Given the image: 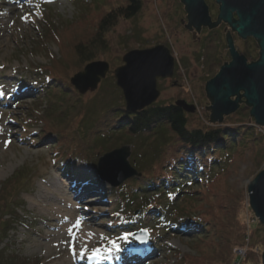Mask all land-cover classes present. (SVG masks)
I'll return each mask as SVG.
<instances>
[{
    "label": "rangeland",
    "instance_id": "obj_1",
    "mask_svg": "<svg viewBox=\"0 0 264 264\" xmlns=\"http://www.w3.org/2000/svg\"><path fill=\"white\" fill-rule=\"evenodd\" d=\"M177 1L143 0L139 14L122 22L112 34L124 40L128 36L130 49L126 50L127 40L115 42L104 58L98 59L108 62L111 70L96 91L81 94L83 101L80 102L72 93L46 89L41 71L55 62L54 59H63L64 46L77 32L82 35L92 31L105 9H100L95 0H0V212L6 204V210L15 211L19 216L15 228L4 237L1 248L7 247L8 252L18 254L30 264H206L213 259L207 255L208 250L198 245V239L180 231L178 224L167 223L163 226L166 228L156 224L159 216L156 193L147 200L135 201L127 210L112 190L134 177L113 188L100 179L97 168L102 156L124 146L130 147L129 162L136 170L152 168L163 159L154 156L160 148L155 147L154 139L145 141L127 135L122 140L121 134L117 135L119 131L111 129L113 117L107 108L121 98L125 105L114 71L123 65V56L128 51L157 45L170 49L180 67L176 69V79H158L160 97L156 103L191 102L198 110L191 117L193 126L197 127L202 126L205 114L211 116L210 108H205L212 105L205 87L208 77L216 76L220 64L229 60L226 43L224 40L220 45L225 58L218 65L206 61L202 52L204 42L197 40H204L205 34L201 32L194 40L192 33L185 30L184 11ZM114 3L105 6L107 10L115 6ZM213 4L211 9L215 16L219 6L214 1ZM49 30L55 32L57 38L50 36L46 40ZM235 43L249 64L259 59L260 47L253 38L236 39ZM186 88L197 101L189 102ZM243 106L244 103L240 105ZM258 127L264 134V127ZM59 136L73 144L56 143ZM79 144L85 148L79 149ZM257 146L261 147L260 151L241 172V192L249 182L251 171L264 161V144L259 142ZM64 160L71 161L69 168ZM261 166L262 172L264 163ZM21 171L24 172L15 180L10 196L4 197L5 187ZM148 171L144 172L145 176L140 172L135 177L142 182L144 177L156 179L162 175L161 171ZM45 194L49 201L42 199ZM54 194L65 198L64 205L55 204ZM139 202L148 206L145 208ZM57 207L71 214L58 212ZM191 214L187 219L177 217L175 221L193 229L198 222L194 216L198 214ZM244 216L245 223L255 217L248 187ZM77 225L95 231V243L83 240ZM253 227L261 231L257 239L260 245L255 248V262L246 264H262L264 229L257 220ZM143 230L147 240L141 244L132 237ZM130 239L133 245L122 247L130 243ZM237 247L233 250L234 257ZM102 253L112 258L106 261L104 257L101 263ZM223 262L217 264H226Z\"/></svg>",
    "mask_w": 264,
    "mask_h": 264
},
{
    "label": "trees",
    "instance_id": "obj_2",
    "mask_svg": "<svg viewBox=\"0 0 264 264\" xmlns=\"http://www.w3.org/2000/svg\"><path fill=\"white\" fill-rule=\"evenodd\" d=\"M95 1L100 9H105L96 27L86 34L79 35L77 32L66 43L67 46H64L63 59L56 60L53 57L52 60L55 62H51L49 67L41 71L46 89L54 88L58 92L60 90L72 93L80 102L83 101V97L72 86L71 77L84 69L86 64L104 58L115 42L121 43L124 39L112 34L116 33L122 22L134 19L143 8V0ZM112 2H115V6L107 10L105 6L111 5ZM119 35L123 36L121 32ZM50 36L57 38L52 30L45 34L46 40ZM126 40V50H129L130 38L126 36L123 42ZM214 77L215 74H212L208 78L210 80ZM188 96L189 102L197 101L191 92ZM121 100L107 108V112L112 113L113 117L111 129L119 131L117 135L121 134L120 139L127 135L143 138L145 141L154 139L155 147L160 146L157 154L154 152V156L163 159L159 164H153L152 168L137 169V172L140 174L147 170L148 173L161 171L162 175H158L159 178L156 179L144 177L142 182L138 177H134L129 183L112 191L119 196L127 210L133 207L135 201L142 198L143 201L147 200L151 197L149 195L156 193L155 199L159 210L156 224H162V227L167 223H173L172 226L178 224L180 231H186L187 234H192L193 238H197L198 245L208 250L207 255L213 258L206 264L223 261L226 264H234L236 260V256H233L234 248L246 243L247 225L244 210L247 187L261 172V165L264 163V161L259 163L258 167L251 171L249 182L241 192V172L250 158L260 151L258 143L264 144V134L260 133L258 125L252 118L251 108L243 102L245 106L240 107L236 113L226 116L221 124L210 122L212 116L208 117L205 114L202 126L197 127L193 126L191 117L198 110L192 114L175 103H154L140 112L133 113L126 110ZM56 143L72 145L73 141L71 143L67 140L66 143V139L59 136ZM115 144L119 145L117 142ZM81 148L85 147L79 144V149ZM64 161L66 168H69L71 161ZM22 172L24 171L10 182L7 186L9 189L5 187L4 197L10 196L15 187V180L22 176ZM139 204L145 208L148 206L146 203ZM6 206L5 204L3 211L0 212V264H30L18 254L8 252L7 247L1 248L4 237L15 228L14 225L19 219L18 213L6 210ZM191 213L198 214L194 216L198 222L194 223L193 229L175 221L177 217L187 219L193 215ZM7 215L9 218L6 219ZM262 228L264 229V226ZM259 231L258 228H254L248 242L251 249L247 263H254L256 260L255 248L260 245L257 242Z\"/></svg>",
    "mask_w": 264,
    "mask_h": 264
},
{
    "label": "water",
    "instance_id": "obj_3",
    "mask_svg": "<svg viewBox=\"0 0 264 264\" xmlns=\"http://www.w3.org/2000/svg\"><path fill=\"white\" fill-rule=\"evenodd\" d=\"M180 1L186 7L190 27L200 29L202 26H214L205 0ZM216 2L220 5L219 22L228 23L243 39L254 38L259 43L260 59L249 64L247 58L237 51L232 36H228L232 61L223 65L206 84L207 97L212 102L210 107H205L212 111L210 122L222 123L226 116L237 112L240 105L246 102L256 124L264 127V0ZM122 60L123 65L114 71L117 86L123 92L126 110L140 112L159 99L158 79L174 75L175 56L166 46L157 45L128 51ZM110 69L106 61H92L71 78V84L82 95L94 92ZM176 104L188 113L196 111V106L186 101H177ZM130 155V147L124 146L102 156L97 167L100 179L117 188L128 179L140 175L130 164ZM248 193L250 206L264 226V171L249 184ZM137 237L140 240L146 238L143 233ZM262 261L264 264V253Z\"/></svg>",
    "mask_w": 264,
    "mask_h": 264
},
{
    "label": "flooded vegetation",
    "instance_id": "obj_4",
    "mask_svg": "<svg viewBox=\"0 0 264 264\" xmlns=\"http://www.w3.org/2000/svg\"><path fill=\"white\" fill-rule=\"evenodd\" d=\"M178 1H179V5H180L181 11L182 12L184 11L185 18L183 19L182 24H185L184 25L185 30L187 32H191L192 33L194 40L196 39V37L199 34H202V33L205 34V37H203L204 40L202 38H198L197 40L201 41V42H204V46L205 47L202 49V52H203V55L205 54L204 59L206 61L209 60V61H211L212 65H218L217 63L219 61H222L223 58H225V56L222 55V50L223 49L220 46L224 40H225V43H226V50H227V54H228V57H229L228 59L229 60L225 61L224 64H222V65L220 64V66L222 67L223 65L228 64V63H230L232 61L230 49H229V46H228V36H232V38L234 40L235 47H236L237 51L241 54V52L238 50L237 45L235 43L236 39H241V36H239V34L236 31H234L232 29V27L228 23H226L224 21L219 22L218 17H219V14H220V5L216 2V0H213V1H214L215 4H217L219 6V11H218V14L215 15V16L212 14V9H211L212 8L211 6L214 5L213 1L212 0H207L208 1L207 4H209L208 7H209L210 16L212 18V23L214 24V26L213 27L202 26L200 29H196L195 27H190L189 26V19H188V13L186 11V7L180 0H178ZM236 19H237V16H236V14H234V20H236ZM244 40H246V39H244ZM253 40L256 41L254 38H253ZM257 44L259 46L258 42H257ZM227 54H226V56H227ZM259 59H260V55H259ZM258 60H254V61H252V63H254V62L258 61ZM178 67H180V63L176 62L174 75L171 78H167V79H169V80L176 79V69ZM174 87L176 88V86H174ZM177 88L179 89L180 87L177 86ZM187 90L188 89L186 88L185 89L186 93H187ZM174 103L175 102H173L172 104H174Z\"/></svg>",
    "mask_w": 264,
    "mask_h": 264
},
{
    "label": "bare ground",
    "instance_id": "obj_5",
    "mask_svg": "<svg viewBox=\"0 0 264 264\" xmlns=\"http://www.w3.org/2000/svg\"><path fill=\"white\" fill-rule=\"evenodd\" d=\"M47 194L49 195L48 191H47ZM47 194H45V195L42 196V199L45 200V201H47V200L49 201V197H48ZM54 198L56 199V200H54L56 205L57 204H63L64 205L65 198L61 197L58 194H54ZM52 202H53V200H52ZM63 207H60V208L57 207V209H58L57 211L58 212H61V213H66V214L69 213V214H71V212L69 210H66ZM68 220L77 221L76 218H68ZM77 223H79V221ZM88 225L89 224L86 223V226H88ZM76 227L80 229L81 228V225L76 226ZM81 229H80V232H82V238H83V240H86L87 242H89V244L95 243V239H96L95 238V235L97 233L95 231H93V230H90L89 228H87V229L84 228L82 230ZM74 255H76V253H74ZM104 257H106V259H104ZM110 258H112L111 255L106 254V253H104V254L102 253L101 256H99V259H101V263H103L104 260L108 261ZM102 259H104V260H102ZM80 261H81V257L79 256V262Z\"/></svg>",
    "mask_w": 264,
    "mask_h": 264
},
{
    "label": "built area",
    "instance_id": "obj_6",
    "mask_svg": "<svg viewBox=\"0 0 264 264\" xmlns=\"http://www.w3.org/2000/svg\"><path fill=\"white\" fill-rule=\"evenodd\" d=\"M255 221H256V219L250 220L248 225L254 224ZM248 242H249V237L247 236L245 245L235 249V254L237 256V260H236L235 264H246L245 258L247 257Z\"/></svg>",
    "mask_w": 264,
    "mask_h": 264
},
{
    "label": "snow or ice",
    "instance_id": "obj_7",
    "mask_svg": "<svg viewBox=\"0 0 264 264\" xmlns=\"http://www.w3.org/2000/svg\"><path fill=\"white\" fill-rule=\"evenodd\" d=\"M77 226H79V225H77ZM97 255H99V251L97 252Z\"/></svg>",
    "mask_w": 264,
    "mask_h": 264
}]
</instances>
